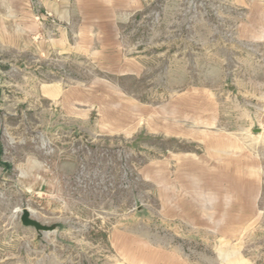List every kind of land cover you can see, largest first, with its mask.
I'll use <instances>...</instances> for the list:
<instances>
[{
  "label": "rangeland",
  "instance_id": "1",
  "mask_svg": "<svg viewBox=\"0 0 264 264\" xmlns=\"http://www.w3.org/2000/svg\"><path fill=\"white\" fill-rule=\"evenodd\" d=\"M0 264H264V0H0Z\"/></svg>",
  "mask_w": 264,
  "mask_h": 264
},
{
  "label": "water",
  "instance_id": "2",
  "mask_svg": "<svg viewBox=\"0 0 264 264\" xmlns=\"http://www.w3.org/2000/svg\"><path fill=\"white\" fill-rule=\"evenodd\" d=\"M22 216H21V222L25 227H32L37 233H47L50 231H53L54 227L53 226H44L42 224H40L38 221L34 220L33 218H31V215L28 214V211L23 210L21 212Z\"/></svg>",
  "mask_w": 264,
  "mask_h": 264
}]
</instances>
